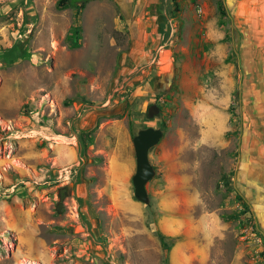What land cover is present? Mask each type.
Instances as JSON below:
<instances>
[{
	"label": "rangeland",
	"instance_id": "rangeland-1",
	"mask_svg": "<svg viewBox=\"0 0 264 264\" xmlns=\"http://www.w3.org/2000/svg\"><path fill=\"white\" fill-rule=\"evenodd\" d=\"M60 1L0 0V264H264V0Z\"/></svg>",
	"mask_w": 264,
	"mask_h": 264
},
{
	"label": "water",
	"instance_id": "water-1",
	"mask_svg": "<svg viewBox=\"0 0 264 264\" xmlns=\"http://www.w3.org/2000/svg\"><path fill=\"white\" fill-rule=\"evenodd\" d=\"M159 114L156 105H150L147 109V118L152 119ZM162 137L160 129L147 128L140 130L133 138L136 169L132 177L134 196L141 202L147 200L146 184L153 177V169L148 161V152L156 146ZM60 210V206L58 207Z\"/></svg>",
	"mask_w": 264,
	"mask_h": 264
},
{
	"label": "trees",
	"instance_id": "trees-1",
	"mask_svg": "<svg viewBox=\"0 0 264 264\" xmlns=\"http://www.w3.org/2000/svg\"><path fill=\"white\" fill-rule=\"evenodd\" d=\"M88 2L89 0H69V1L62 0L60 1V6H65L66 4L71 5L72 7L76 9L75 18H78L80 11L83 9L84 5ZM222 13L225 14V11L222 10ZM79 31H80V27L78 26L77 21H76L72 28V34L77 36L79 34ZM29 58H30V54L26 47V43L13 44L9 48L0 50V62L2 63H9L17 59L24 60V59H29ZM241 214H244V213H241ZM239 216L240 215H230V216H222L221 218L224 220H227V219H236Z\"/></svg>",
	"mask_w": 264,
	"mask_h": 264
},
{
	"label": "crops",
	"instance_id": "crops-1",
	"mask_svg": "<svg viewBox=\"0 0 264 264\" xmlns=\"http://www.w3.org/2000/svg\"><path fill=\"white\" fill-rule=\"evenodd\" d=\"M252 117H253L252 121H255V122L260 121V117L258 115H252ZM221 125L223 128L221 127ZM211 128L212 127L210 126V130H209L210 132L209 133H211L212 129H213L214 133H215V131H217L216 133L222 132V129H223V132H225L227 129V125H226V122H224L222 119H220V121H218L217 127H214L212 129Z\"/></svg>",
	"mask_w": 264,
	"mask_h": 264
}]
</instances>
